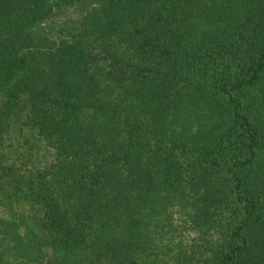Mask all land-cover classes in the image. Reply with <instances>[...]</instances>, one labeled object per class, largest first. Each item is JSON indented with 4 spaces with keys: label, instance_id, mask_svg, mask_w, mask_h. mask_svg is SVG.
I'll use <instances>...</instances> for the list:
<instances>
[{
    "label": "trees",
    "instance_id": "16d2710c",
    "mask_svg": "<svg viewBox=\"0 0 264 264\" xmlns=\"http://www.w3.org/2000/svg\"><path fill=\"white\" fill-rule=\"evenodd\" d=\"M0 264H264V0H0Z\"/></svg>",
    "mask_w": 264,
    "mask_h": 264
}]
</instances>
